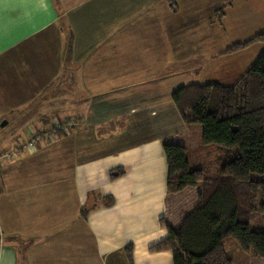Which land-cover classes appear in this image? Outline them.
<instances>
[{"label":"crops","instance_id":"obj_1","mask_svg":"<svg viewBox=\"0 0 264 264\" xmlns=\"http://www.w3.org/2000/svg\"><path fill=\"white\" fill-rule=\"evenodd\" d=\"M226 2L0 0V264H129L128 246L132 264H173L149 250L187 210L168 196L163 144L185 147L192 168L208 148L172 94L231 86L263 51L225 54L264 34L262 0L214 21ZM217 30L238 38L216 44ZM55 118L75 125L30 146Z\"/></svg>","mask_w":264,"mask_h":264},{"label":"trees","instance_id":"obj_2","mask_svg":"<svg viewBox=\"0 0 264 264\" xmlns=\"http://www.w3.org/2000/svg\"><path fill=\"white\" fill-rule=\"evenodd\" d=\"M227 2L213 15L220 21L233 2ZM264 3V0H262ZM260 44L263 51L251 68L233 85H190L172 94V101L188 123L199 125L201 141L208 152L217 151L219 164L211 171L209 162L192 168L186 148L163 144L167 164V193L175 200L188 192H195L193 206L184 211L177 225H161L167 238L152 246L150 252L169 251L173 264H232L223 249L227 239H233L243 252H252L264 264V230L252 231L251 217L258 210L256 199H264V181L251 175H264V34L233 44L225 54H233ZM67 123V121L65 122ZM53 129L40 134L50 140ZM121 169L110 172L116 179ZM177 201V200H176ZM105 206L113 203L105 197ZM89 210H82V216ZM128 262L132 264V247H126Z\"/></svg>","mask_w":264,"mask_h":264},{"label":"rangeland","instance_id":"obj_3","mask_svg":"<svg viewBox=\"0 0 264 264\" xmlns=\"http://www.w3.org/2000/svg\"><path fill=\"white\" fill-rule=\"evenodd\" d=\"M208 23H209V21H208ZM215 27H217V29H219V27L218 26H215ZM219 33H223L222 31H220V30H217ZM238 38V37H237ZM236 37H234L233 35H223L222 34V37L220 38V37H215V40H214V42L217 44V43H222L223 45L222 46H226V45H228V44H230V43H232L234 40H236L237 39ZM217 53V52H216ZM60 83V82H59ZM52 89L50 88L49 90H48V92L49 91H51ZM62 86H61V88H60V91L57 93V94H59V93H62ZM47 92V93H48ZM5 120H2L1 121V123L2 122H4ZM53 124L56 126V127H58V126H62L63 124H66L64 121H62V120H59V119H57V118H55L53 121ZM0 123V124H1ZM71 126L70 127H66L65 129H67V130H65L64 132L65 133H68L69 132V128H73L74 127V125H75V121H71V124H70ZM198 125V124H197ZM15 126H13V124H10L9 123V126H7L6 128V130L7 131H9V132H7V135H10L11 134V130H15V129H18V127H16V128H14ZM198 127H200L199 125H198ZM63 131V130H62ZM32 137H33V135H32ZM31 137V139L30 140H32L33 138ZM34 137H35V141H37V140H39L40 139V137H39V135H34ZM46 138H47V136H46ZM45 138V139H46ZM52 138H55L54 136H52ZM51 138V139H52ZM34 141V142H35ZM34 142H33V144H34ZM30 144V143H29ZM31 146V145H30ZM212 152H208V154L209 155H207V157H203V156H201V157H203V159H205L204 160V162H209V166H210V168H211V171H215L216 170V168H217V165L219 164V162H218V160H217V158H218V156L220 155L217 151H214L213 149L211 150ZM202 154L204 155L205 154V152H203L202 151ZM197 155H199V154H197ZM205 156V155H204ZM251 178L252 179H254V180H260V181H264V175H257V174H253V175H251ZM194 197H195V192H188V193H184L183 195H181L180 197L178 196V202L177 203H175L174 205V209H177L179 206H181L183 209L185 208V209H189V208H191L192 207V205H194L193 203V200H194ZM254 204H255V206L257 207V211L253 214V216L251 217V220H250V224H249V227H250V229L252 230V231H263L264 230V199H256L255 201H254ZM171 207H172V205H171ZM181 208V209H182ZM172 209V208H171ZM170 209V213H172V211L173 210H171ZM173 217V216H172ZM223 247L225 248V251H226V256L228 257V258H231L232 260H233V264H249L250 263V261L252 260V259H254V258H252V255H253V253L252 252H249V253H246V252H243L242 250H240V248L237 246V244H236V242L233 240V239H227V240H225L224 241V243H223ZM234 249H237L236 251H237V253H239V255L240 256H238V255H235V253H233L234 252Z\"/></svg>","mask_w":264,"mask_h":264},{"label":"built area","instance_id":"obj_4","mask_svg":"<svg viewBox=\"0 0 264 264\" xmlns=\"http://www.w3.org/2000/svg\"><path fill=\"white\" fill-rule=\"evenodd\" d=\"M71 122H67L66 124H63L62 126H58V127H56L55 126V128L57 129V130H63V131H65V130H67V129H65L67 126L68 127H70L71 125ZM65 129V130H64ZM70 129V128H69ZM68 131V130H67ZM50 136V138H52V136L51 135H49ZM33 139L32 140H30V144L29 145H32L33 144V142L35 141V137L33 136L32 137Z\"/></svg>","mask_w":264,"mask_h":264},{"label":"water","instance_id":"obj_5","mask_svg":"<svg viewBox=\"0 0 264 264\" xmlns=\"http://www.w3.org/2000/svg\"><path fill=\"white\" fill-rule=\"evenodd\" d=\"M6 122L4 121V122H2L1 124H0V128H3L4 126H6Z\"/></svg>","mask_w":264,"mask_h":264}]
</instances>
